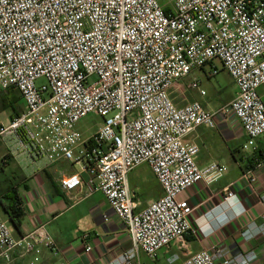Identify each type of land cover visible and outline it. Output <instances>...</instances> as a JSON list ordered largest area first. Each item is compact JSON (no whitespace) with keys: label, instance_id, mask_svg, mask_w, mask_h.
I'll return each mask as SVG.
<instances>
[{"label":"built area","instance_id":"obj_1","mask_svg":"<svg viewBox=\"0 0 264 264\" xmlns=\"http://www.w3.org/2000/svg\"><path fill=\"white\" fill-rule=\"evenodd\" d=\"M219 62L237 87L236 97L213 112L200 101L176 103L184 93L206 95L194 76ZM264 0H0V90L15 88L25 111L0 125V139L14 138L32 159L67 161L80 171L61 176L71 195L86 185L102 192L126 225L132 246L109 264H142L140 252L156 260L160 251L196 234V208L180 196L205 182L211 185L228 167H200V147L185 138L198 127H216L215 117L235 118L249 137L248 150L264 136ZM182 92V93H183ZM90 114L102 117L95 133L77 129ZM150 167L163 196L138 211L128 185L136 167ZM263 160L243 177L255 184ZM230 185L206 217L227 222L225 208L246 213ZM264 204V199H263ZM264 220V213L262 214ZM219 223V221H217ZM264 235L251 224L250 241ZM40 245L56 251L45 226L16 237L0 214V249L8 264L19 252L41 264ZM86 247V252L91 251ZM254 250L227 258L220 248L203 250L169 264H254ZM221 260L219 263L218 261ZM56 264H68L59 262Z\"/></svg>","mask_w":264,"mask_h":264},{"label":"crops","instance_id":"obj_2","mask_svg":"<svg viewBox=\"0 0 264 264\" xmlns=\"http://www.w3.org/2000/svg\"><path fill=\"white\" fill-rule=\"evenodd\" d=\"M215 66L219 70L218 75L224 74L228 79L227 98L223 100L215 89L209 92L204 87V96L197 91L188 94L190 101H200L207 110L213 112L227 104L228 97L234 99L238 92L234 81L222 66L216 63ZM206 68L199 73L210 79L212 77L208 76ZM258 92L264 102V86ZM25 108V102L17 89L0 90V125L9 124ZM215 121V128L202 125L185 138L186 143L200 147L197 157L200 167L212 163L228 167L226 174L217 182L211 185L198 183L180 196V199H187L196 208L191 216L196 234L164 248L154 261L140 252L142 264H169L168 259L173 254H178L183 261L203 250L212 252L215 247L222 249L227 258L254 250L258 253L254 264H264V235H258L250 241L243 236L251 224L264 226V165L256 171L258 179L255 184H250L243 177L255 166L253 158L256 154L264 153V136L258 138L253 147L244 150L249 137L239 122L235 118L220 115L215 117ZM78 171V165L64 160H34L15 143L14 138L0 139V214L10 222L16 237L25 236L39 226H45L54 240L56 251L40 245L41 264H109L132 246L126 225L116 216L105 195L86 185L89 177L87 173L82 174L85 184L81 189L71 195L63 191L59 183L61 176ZM232 184L246 213L238 215V209L233 205L231 209L225 208V214L229 217L227 222L213 218L221 213L220 210L214 212L215 216L206 217L208 212L219 206L225 190ZM128 185L138 211L163 196L161 185L146 164L129 173ZM12 191L19 195L23 209L20 230L12 224L6 211L12 202ZM87 246L92 248L90 252H86ZM19 255V252L13 253L10 264L30 263V256ZM0 264H8L1 249Z\"/></svg>","mask_w":264,"mask_h":264},{"label":"rangeland","instance_id":"obj_3","mask_svg":"<svg viewBox=\"0 0 264 264\" xmlns=\"http://www.w3.org/2000/svg\"><path fill=\"white\" fill-rule=\"evenodd\" d=\"M216 65H221L219 62H215ZM211 71V67L206 68L207 74ZM201 81H202V86L210 91H213L214 89L220 93L222 96L221 98L225 100L227 98V88L229 87L228 79L226 75L224 74H219L215 77H212L210 79H206V77L202 73H195ZM193 77H189L184 80L182 87V91L179 90L175 94H173L174 97H176L175 101L176 103L182 105L186 101L185 99L187 98L188 100V94L189 93H184L183 89L187 83H189L192 80ZM183 92V93H182ZM231 100H233V97H228L226 100V103H229ZM103 119L99 115L96 114H90L86 118L82 119L79 124L77 129L82 133L84 137H89L93 133L96 132V130L99 128L100 125H102Z\"/></svg>","mask_w":264,"mask_h":264},{"label":"trees","instance_id":"obj_4","mask_svg":"<svg viewBox=\"0 0 264 264\" xmlns=\"http://www.w3.org/2000/svg\"><path fill=\"white\" fill-rule=\"evenodd\" d=\"M253 160L256 161L255 166L260 163L263 160V152L257 153ZM255 166H253L251 169L255 168ZM21 206L22 205L20 202L19 195L16 193V191H12V202L11 204H9L8 207H6V211L10 217V221L16 227L17 230H20L21 221L24 216L23 209L21 208Z\"/></svg>","mask_w":264,"mask_h":264}]
</instances>
